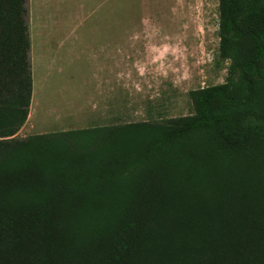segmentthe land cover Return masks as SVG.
I'll use <instances>...</instances> for the list:
<instances>
[{"label": "trees", "instance_id": "obj_1", "mask_svg": "<svg viewBox=\"0 0 264 264\" xmlns=\"http://www.w3.org/2000/svg\"><path fill=\"white\" fill-rule=\"evenodd\" d=\"M27 3L0 0V264H264V0H220L193 115L19 138Z\"/></svg>", "mask_w": 264, "mask_h": 264}, {"label": "rangeland", "instance_id": "obj_2", "mask_svg": "<svg viewBox=\"0 0 264 264\" xmlns=\"http://www.w3.org/2000/svg\"><path fill=\"white\" fill-rule=\"evenodd\" d=\"M27 1L35 90L19 138L191 116L193 93L228 77L220 0Z\"/></svg>", "mask_w": 264, "mask_h": 264}, {"label": "crops", "instance_id": "obj_3", "mask_svg": "<svg viewBox=\"0 0 264 264\" xmlns=\"http://www.w3.org/2000/svg\"><path fill=\"white\" fill-rule=\"evenodd\" d=\"M104 79H103V77H101V76H97V77H95V81H103ZM34 83H35V81H34ZM34 90H35V87H34Z\"/></svg>", "mask_w": 264, "mask_h": 264}]
</instances>
